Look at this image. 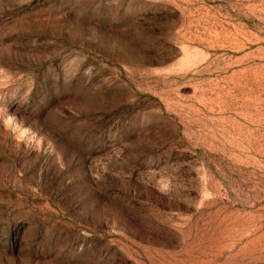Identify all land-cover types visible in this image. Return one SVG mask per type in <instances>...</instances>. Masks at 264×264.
<instances>
[{
	"label": "rangeland",
	"instance_id": "obj_1",
	"mask_svg": "<svg viewBox=\"0 0 264 264\" xmlns=\"http://www.w3.org/2000/svg\"><path fill=\"white\" fill-rule=\"evenodd\" d=\"M0 264H264V0H0Z\"/></svg>",
	"mask_w": 264,
	"mask_h": 264
}]
</instances>
